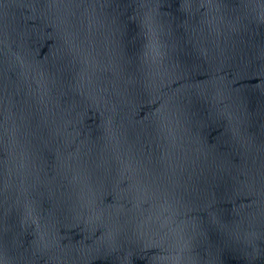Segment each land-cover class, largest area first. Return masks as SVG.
<instances>
[{"label":"water","instance_id":"95a60500","mask_svg":"<svg viewBox=\"0 0 264 264\" xmlns=\"http://www.w3.org/2000/svg\"><path fill=\"white\" fill-rule=\"evenodd\" d=\"M0 264H264V0H0Z\"/></svg>","mask_w":264,"mask_h":264},{"label":"snow or ice","instance_id":"6c2138e0","mask_svg":"<svg viewBox=\"0 0 264 264\" xmlns=\"http://www.w3.org/2000/svg\"><path fill=\"white\" fill-rule=\"evenodd\" d=\"M145 36L151 40L153 39V32H152V28H151V25H150V22L149 21H146L145 22Z\"/></svg>","mask_w":264,"mask_h":264}]
</instances>
